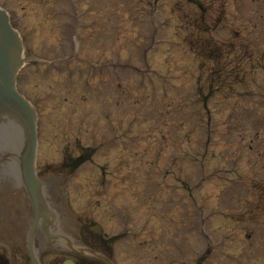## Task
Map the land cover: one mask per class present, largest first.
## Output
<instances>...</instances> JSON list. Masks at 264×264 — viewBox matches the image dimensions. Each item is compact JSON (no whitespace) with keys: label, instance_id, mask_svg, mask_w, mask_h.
Returning a JSON list of instances; mask_svg holds the SVG:
<instances>
[{"label":"rangeland","instance_id":"1","mask_svg":"<svg viewBox=\"0 0 264 264\" xmlns=\"http://www.w3.org/2000/svg\"><path fill=\"white\" fill-rule=\"evenodd\" d=\"M202 2L0 0L24 54L49 59L18 87L62 229L121 234L119 264H264V0ZM22 204L0 191L1 229Z\"/></svg>","mask_w":264,"mask_h":264},{"label":"water","instance_id":"2","mask_svg":"<svg viewBox=\"0 0 264 264\" xmlns=\"http://www.w3.org/2000/svg\"><path fill=\"white\" fill-rule=\"evenodd\" d=\"M17 47L15 56L9 53L10 46ZM21 41L17 33L12 31L4 11L0 10V112L6 109L23 116L28 136L26 149L23 153V169L28 185L32 187L36 183L32 168L33 148L35 144L34 117L28 104L18 95L14 88L13 77L20 67L22 60Z\"/></svg>","mask_w":264,"mask_h":264},{"label":"flooded vegetation","instance_id":"3","mask_svg":"<svg viewBox=\"0 0 264 264\" xmlns=\"http://www.w3.org/2000/svg\"><path fill=\"white\" fill-rule=\"evenodd\" d=\"M26 195L27 193L25 197L28 198V195ZM34 218L35 211L30 202L28 205H25L23 211H20V216L15 221V225L10 233L11 239L9 241L17 250V259H15V256L13 260L9 258L7 264H32V259L38 264H63L56 256H48L46 251L45 246L53 245L50 238L56 233L57 226L55 225V221H42V190L39 219L38 221H34ZM3 236L6 235L0 231V244L2 245H4L3 240H1ZM51 252L57 253L55 249H52ZM89 263L86 257H83L81 260V264Z\"/></svg>","mask_w":264,"mask_h":264},{"label":"bare ground","instance_id":"4","mask_svg":"<svg viewBox=\"0 0 264 264\" xmlns=\"http://www.w3.org/2000/svg\"><path fill=\"white\" fill-rule=\"evenodd\" d=\"M4 130L5 129L0 128V137H3L2 133L5 132ZM7 137L9 138L8 134H7ZM14 142L16 144H19V143L22 144L21 138H20V136L18 134L16 135V137L14 139ZM13 152H14L13 153V163H14V160H16L18 158V153L19 152L17 151V149H15ZM14 164H16V163H14Z\"/></svg>","mask_w":264,"mask_h":264}]
</instances>
